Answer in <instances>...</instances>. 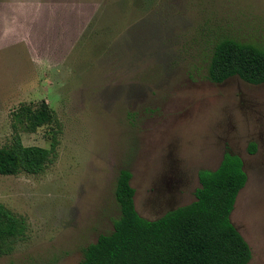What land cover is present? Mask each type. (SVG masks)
Instances as JSON below:
<instances>
[{
    "label": "rangeland",
    "instance_id": "374dc122",
    "mask_svg": "<svg viewBox=\"0 0 264 264\" xmlns=\"http://www.w3.org/2000/svg\"><path fill=\"white\" fill-rule=\"evenodd\" d=\"M2 2L25 9L31 22L20 18L17 31L49 48L0 50V148L15 134L12 114L41 102L56 124L19 129L21 142L49 149L54 137L57 146L42 174L0 175V203L27 224L0 264H79L120 216L119 171L131 173L137 214L155 221L175 201L194 202L198 172L226 153L247 174L231 222L251 249L248 264H264V84L207 79L218 40L264 47V0Z\"/></svg>",
    "mask_w": 264,
    "mask_h": 264
},
{
    "label": "trees",
    "instance_id": "16d2710c",
    "mask_svg": "<svg viewBox=\"0 0 264 264\" xmlns=\"http://www.w3.org/2000/svg\"><path fill=\"white\" fill-rule=\"evenodd\" d=\"M239 78L250 85L264 84V47L223 38L213 46L207 79L222 84ZM11 142L0 148V175L42 174L53 162L57 141L50 148L24 146L18 130L34 132L56 124L45 102L20 106L13 114ZM250 144L248 153L255 152ZM237 155L224 154L215 171L198 172L195 201L167 213L157 221L140 217L134 204L131 173L119 171L115 198L120 216L113 231L101 235L83 251L79 264H248L251 249L231 222L236 198L247 182ZM26 220L0 203V256L12 253L25 238Z\"/></svg>",
    "mask_w": 264,
    "mask_h": 264
},
{
    "label": "crops",
    "instance_id": "0c3cea01",
    "mask_svg": "<svg viewBox=\"0 0 264 264\" xmlns=\"http://www.w3.org/2000/svg\"><path fill=\"white\" fill-rule=\"evenodd\" d=\"M12 3L13 2H2L0 3V6H5L3 11V15L0 16V26L3 29V31L0 30V50H4L7 48H12V47H20L19 45H22V43L26 46L28 53L30 54H36V56H39L44 52V49L46 47L49 48V45L46 46V40L45 39H40L39 40V45L36 47H33L31 44V40H25L27 38V35L25 34L26 38H23L22 32H20L21 30L19 29L17 31L16 26L18 27L19 24L17 23L18 20H20V18L24 17L26 20L29 19V21L31 22L30 18L26 17V12L23 9L20 10H16L12 8ZM9 5V7H7ZM4 16H6L4 18ZM30 16V15H29ZM4 20V22H3ZM29 22V23H30ZM33 24V23H32ZM32 24L30 23V28H32ZM39 23V27H38V31L42 30L40 27ZM55 29V26H52ZM57 29V28H56ZM50 30H52V28H47V31L50 32ZM81 30V29H80ZM76 31H79V29ZM74 31V32H76ZM32 33V32H29ZM65 43V42H64ZM60 44L61 49H63L65 47V45ZM54 46V42L51 44V47ZM57 48V46H55V49ZM49 50V49H48Z\"/></svg>",
    "mask_w": 264,
    "mask_h": 264
},
{
    "label": "water",
    "instance_id": "95a60500",
    "mask_svg": "<svg viewBox=\"0 0 264 264\" xmlns=\"http://www.w3.org/2000/svg\"><path fill=\"white\" fill-rule=\"evenodd\" d=\"M238 157H240V156H238ZM222 158H223V156H222ZM241 158V157H240ZM241 160H242V164H243V166H242V170H243V172L246 174V172H245V169H244V161H243V159L241 158ZM221 161H222V159L220 160V162L217 164V167L215 168V169H213V171H215L217 168H218V166H219V164L221 163ZM198 175V174H197ZM246 176H247V174H246ZM197 180H198V177H197ZM238 197V196H237ZM237 199V198H236ZM176 202L177 201H175V203L173 204V205H171L170 207H168V209H171L170 211H168V212H166L168 209H165L164 211H162L161 213H160V216L155 220V221H157V220H159L160 218H162L164 215H166L167 213H169V212H172V211H174V210H176V209H178V208H181V207H184V206H186V205H184V206H175L176 205ZM235 207V206H234ZM166 212V213H165ZM165 213V214H164ZM230 219H231V217H230ZM233 224V223H232ZM236 228V227H235ZM239 232V231H238ZM240 233V232H239Z\"/></svg>",
    "mask_w": 264,
    "mask_h": 264
}]
</instances>
